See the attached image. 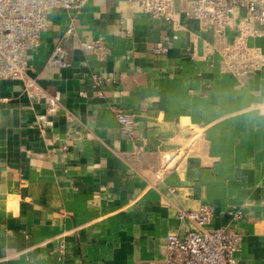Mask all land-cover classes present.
<instances>
[{
    "label": "crops",
    "instance_id": "obj_1",
    "mask_svg": "<svg viewBox=\"0 0 264 264\" xmlns=\"http://www.w3.org/2000/svg\"><path fill=\"white\" fill-rule=\"evenodd\" d=\"M71 14H48L33 85L0 80V264H163L179 211L202 205L241 236L234 264H264V23L235 7L222 33L184 12L176 30L89 0L67 35Z\"/></svg>",
    "mask_w": 264,
    "mask_h": 264
},
{
    "label": "built area",
    "instance_id": "obj_2",
    "mask_svg": "<svg viewBox=\"0 0 264 264\" xmlns=\"http://www.w3.org/2000/svg\"><path fill=\"white\" fill-rule=\"evenodd\" d=\"M88 1L0 0V80L21 79L28 87L33 85L34 80L28 78V71L31 67L28 54L30 49L40 46L42 34L48 26V14L54 10H66L72 13L66 31L67 35H71L75 32L76 14ZM178 1L130 0L134 6L149 13L152 17L162 18L171 23L176 30L185 26L178 19L179 12H184L188 17L198 19L203 26H213L218 33H222L235 7L248 11L247 24L252 21L264 23V0ZM173 37L176 38L177 34L174 33ZM81 46L85 51H93L99 55L109 52L101 39L83 40ZM166 50V45H159L155 48L156 53ZM66 53V48L61 44L58 45L53 52L51 62L63 64ZM238 60L236 58L234 63H238ZM244 69H246L245 66ZM244 69L238 72L241 73ZM96 80L98 82V78ZM116 117L121 132L131 137L135 136L136 119L134 115L118 111ZM174 159L175 156L167 158L165 165H170ZM212 216L213 208L210 205L180 210L178 219L184 224L185 233L173 232L167 235L166 259L163 264H234L241 236L226 228H206ZM188 223L193 224L195 228H190Z\"/></svg>",
    "mask_w": 264,
    "mask_h": 264
},
{
    "label": "rangeland",
    "instance_id": "obj_3",
    "mask_svg": "<svg viewBox=\"0 0 264 264\" xmlns=\"http://www.w3.org/2000/svg\"><path fill=\"white\" fill-rule=\"evenodd\" d=\"M237 215L240 217V216H241V212L239 211V212L237 213Z\"/></svg>",
    "mask_w": 264,
    "mask_h": 264
}]
</instances>
